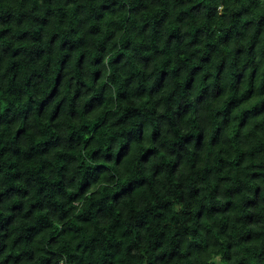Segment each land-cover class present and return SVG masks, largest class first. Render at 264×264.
<instances>
[{
	"label": "clouds",
	"instance_id": "clouds-1",
	"mask_svg": "<svg viewBox=\"0 0 264 264\" xmlns=\"http://www.w3.org/2000/svg\"><path fill=\"white\" fill-rule=\"evenodd\" d=\"M0 264H264V0H0Z\"/></svg>",
	"mask_w": 264,
	"mask_h": 264
}]
</instances>
